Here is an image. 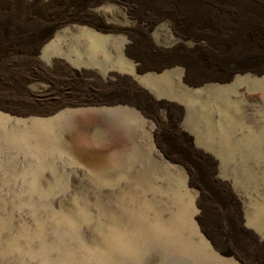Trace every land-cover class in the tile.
<instances>
[{"label":"rangeland","instance_id":"rangeland-1","mask_svg":"<svg viewBox=\"0 0 264 264\" xmlns=\"http://www.w3.org/2000/svg\"><path fill=\"white\" fill-rule=\"evenodd\" d=\"M15 1L0 264H264V0Z\"/></svg>","mask_w":264,"mask_h":264},{"label":"bare ground","instance_id":"bare-ground-1","mask_svg":"<svg viewBox=\"0 0 264 264\" xmlns=\"http://www.w3.org/2000/svg\"><path fill=\"white\" fill-rule=\"evenodd\" d=\"M172 1V0H171ZM15 0H0V14L12 15L19 11ZM156 2V1H155ZM173 2V1H172ZM183 2V1H182ZM170 4V3H169ZM173 4V3H172ZM164 6V5H163ZM179 6V5H178ZM20 7V6H19ZM252 13V12H251ZM254 14V13H253ZM229 30V29H228ZM232 30V29H231Z\"/></svg>","mask_w":264,"mask_h":264}]
</instances>
